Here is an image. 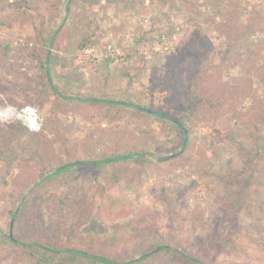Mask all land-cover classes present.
I'll list each match as a JSON object with an SVG mask.
<instances>
[{
    "label": "rangeland",
    "instance_id": "1",
    "mask_svg": "<svg viewBox=\"0 0 264 264\" xmlns=\"http://www.w3.org/2000/svg\"><path fill=\"white\" fill-rule=\"evenodd\" d=\"M0 31V107L31 106L43 121L31 138L18 120H0L14 134L11 162H0V233L17 235L9 211L27 197L45 221L52 201L77 199L87 220L61 235L74 248L128 261L141 221L209 264H264V183H255L264 165L255 161L264 153V0H0ZM53 37L46 73L40 49ZM85 47L97 59H77ZM203 60L199 91L213 107L199 108L187 135L167 118L87 101L131 102L178 119L162 84L188 81ZM29 141L41 142L52 165L83 153L133 158L44 183L36 157L23 151ZM0 264L30 261L15 249L0 253Z\"/></svg>",
    "mask_w": 264,
    "mask_h": 264
},
{
    "label": "trees",
    "instance_id": "2",
    "mask_svg": "<svg viewBox=\"0 0 264 264\" xmlns=\"http://www.w3.org/2000/svg\"><path fill=\"white\" fill-rule=\"evenodd\" d=\"M54 41L55 37L50 39V42L44 48L42 47L43 49H40V51L43 50L45 53V61L47 64L46 73L48 72V66L50 65L53 49L55 48ZM180 52L181 54L174 58L176 62L180 60L181 56L187 53V50L183 48ZM228 53H230L229 49L226 50V54ZM176 62L172 63L175 64ZM205 62L207 61L203 60L200 66L197 65V69L188 81H178L177 77H174L173 79L164 81L162 84L161 90L165 94V104L171 110L180 113L178 119L175 117H165L162 112L155 109H144L131 102L111 101L99 97H89L87 101L95 104L102 103L111 105L112 107L130 106L158 118H167L172 123H175L183 131L184 135H187V129L185 127L198 112L199 108L204 106L213 107V103L209 97L199 91L200 80L205 70L203 68ZM46 78L50 81L49 74L46 75ZM151 83L152 85L156 84L153 80H151ZM121 96L125 97L126 95ZM23 129L27 133H30L31 138H33L35 133L28 131L24 126ZM13 135L11 130L0 129V162L10 161L11 155L14 154V147L11 144ZM186 138H184L185 141ZM41 148L40 141H29L23 147V151L30 157H36L37 164L39 165V181L44 183L50 182L53 178H55L56 182V180L62 179L67 172L81 166H110L114 170L117 163L133 158L132 152L124 155L116 154L101 157H93L90 155L91 153H83L82 156L74 157L72 155L68 161L52 165L46 162V157L43 155ZM255 159L256 164L257 162L258 164L264 163V153L257 150ZM49 166H52V168L49 169ZM260 175V181L255 183L262 185L264 183V165L260 167ZM109 178L110 182L118 180V176L114 172ZM227 184L229 185V182ZM75 189L74 186L70 187L67 195H73ZM52 196L55 197L54 194ZM51 203L54 205L51 207L46 206L44 211L50 216V219H47V221L36 218L43 214V209L36 206L37 203L35 200H32V197L25 198L19 206L10 210V220L16 226L17 235L6 232L0 233V253L6 250H24L30 264H70V261H74L78 257L87 258L101 264H209L205 257L194 256L191 252H187V249L174 246L171 242L163 239L159 234L160 230L157 227L155 228L153 224L150 223L139 227L138 223H141V221L137 222L133 229L136 243L130 250L132 251V258L128 261L117 262L116 260H110L86 249L74 248L64 243L61 235L63 231L73 230L74 227L82 226L86 222L89 211L88 207L81 205L85 203L77 199H75V204L71 205H67L64 200L57 202V205L53 201ZM64 204L67 205V209H63L62 205ZM60 211H63L61 218H56V215ZM260 230L261 235L257 242L264 246V229Z\"/></svg>",
    "mask_w": 264,
    "mask_h": 264
},
{
    "label": "built area",
    "instance_id": "3",
    "mask_svg": "<svg viewBox=\"0 0 264 264\" xmlns=\"http://www.w3.org/2000/svg\"><path fill=\"white\" fill-rule=\"evenodd\" d=\"M0 35H3L2 31H0ZM90 58L97 59L96 50L92 47L83 48L77 57V59L79 60H88ZM3 111H8L9 115L7 117H0V120H18L28 131L33 133H38L42 129L43 121L41 115L39 114L37 109L31 106H25L20 109H14L8 106L0 107V113H2Z\"/></svg>",
    "mask_w": 264,
    "mask_h": 264
},
{
    "label": "bare ground",
    "instance_id": "4",
    "mask_svg": "<svg viewBox=\"0 0 264 264\" xmlns=\"http://www.w3.org/2000/svg\"><path fill=\"white\" fill-rule=\"evenodd\" d=\"M8 115V111H3L2 113H0V117H7Z\"/></svg>",
    "mask_w": 264,
    "mask_h": 264
},
{
    "label": "water",
    "instance_id": "5",
    "mask_svg": "<svg viewBox=\"0 0 264 264\" xmlns=\"http://www.w3.org/2000/svg\"><path fill=\"white\" fill-rule=\"evenodd\" d=\"M167 158H169V157H164V158H161L160 160H165V159H167Z\"/></svg>",
    "mask_w": 264,
    "mask_h": 264
}]
</instances>
